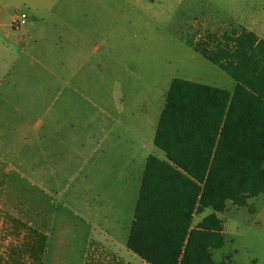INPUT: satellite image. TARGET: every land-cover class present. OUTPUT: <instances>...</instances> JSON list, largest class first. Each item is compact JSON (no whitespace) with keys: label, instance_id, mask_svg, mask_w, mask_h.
<instances>
[{"label":"rangeland","instance_id":"374dc122","mask_svg":"<svg viewBox=\"0 0 264 264\" xmlns=\"http://www.w3.org/2000/svg\"><path fill=\"white\" fill-rule=\"evenodd\" d=\"M250 1L33 0L7 9L0 264H95L108 254L95 252L98 243L113 238L124 259L144 264L126 241L146 159L165 156L154 135L170 84L234 89L196 49L214 51L243 26L264 34V24L238 20L264 18L254 7L264 0ZM23 14L21 28L8 27ZM218 216L225 245L214 261L264 264V195L245 207L228 202Z\"/></svg>","mask_w":264,"mask_h":264},{"label":"trees","instance_id":"16d2710c","mask_svg":"<svg viewBox=\"0 0 264 264\" xmlns=\"http://www.w3.org/2000/svg\"><path fill=\"white\" fill-rule=\"evenodd\" d=\"M196 51L236 84H170L154 135L165 159L146 160L127 239L147 264H230L213 259L225 245L218 213L264 195V39L242 28Z\"/></svg>","mask_w":264,"mask_h":264},{"label":"crops","instance_id":"0c3cea01","mask_svg":"<svg viewBox=\"0 0 264 264\" xmlns=\"http://www.w3.org/2000/svg\"><path fill=\"white\" fill-rule=\"evenodd\" d=\"M23 1L24 2H27V3L28 2L30 3L33 0H0V52H2V50L4 51L5 48L8 47L7 46V43L4 42L2 40V37H1L2 36V32L5 31V27H6L5 20L7 19V11H8L7 9H10L13 6L16 7L18 4L22 3ZM247 2H248V4L251 3L250 0H247ZM248 4H247V6H249ZM254 7H257L256 8V11L258 13L264 14V2L261 3V4H259V5L258 4L256 5V3H255ZM16 18H19V17L11 16V22H10V24H8V27L14 28V29H17L18 30L22 26L19 27V28H16V27L13 26V21ZM238 20L242 24H264V18H261V19H258V20H247V19H244V17L240 16V17H238ZM243 28L246 29V30H248V31H251V32L255 33L259 38L264 39V34L255 31V27L243 26ZM21 40L22 39L20 38V41ZM1 58H3V56H1ZM162 159H165V156ZM140 185H141V183H140ZM3 186H5V184ZM130 227H131V225H130ZM35 229H36V227H35ZM129 231H130V229H129ZM111 242H112V244L109 247H104V245H102L100 242L98 243L99 246H98V248H95V252H97V253H105V252H107L108 254L103 259H100L99 256L95 257L94 258V260H95L94 263L95 264H133L132 261H129L128 262V259H124V257L121 255V251L124 249V243L121 246H116V244H115L116 243L115 238H113L111 240ZM126 245H127V241H126ZM97 259H100L101 261H97ZM31 263L32 262H30V264ZM143 263L145 264L146 262H143Z\"/></svg>","mask_w":264,"mask_h":264},{"label":"built area","instance_id":"2783aa9c","mask_svg":"<svg viewBox=\"0 0 264 264\" xmlns=\"http://www.w3.org/2000/svg\"><path fill=\"white\" fill-rule=\"evenodd\" d=\"M26 19H27V16L25 14L21 15L19 18H16L13 21V26L16 28L21 27L22 25L26 23Z\"/></svg>","mask_w":264,"mask_h":264}]
</instances>
